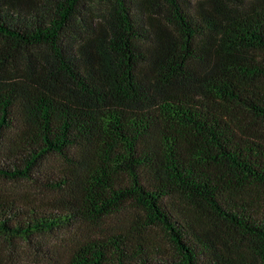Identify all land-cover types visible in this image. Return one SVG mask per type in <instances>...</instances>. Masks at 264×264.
I'll return each instance as SVG.
<instances>
[{"label":"trees","instance_id":"16d2710c","mask_svg":"<svg viewBox=\"0 0 264 264\" xmlns=\"http://www.w3.org/2000/svg\"><path fill=\"white\" fill-rule=\"evenodd\" d=\"M0 179L65 264H264V0H0Z\"/></svg>","mask_w":264,"mask_h":264},{"label":"rangeland","instance_id":"374dc122","mask_svg":"<svg viewBox=\"0 0 264 264\" xmlns=\"http://www.w3.org/2000/svg\"><path fill=\"white\" fill-rule=\"evenodd\" d=\"M199 2L201 0H191ZM247 0H228V2L243 6ZM41 192L31 184L19 181L10 182L0 179V196L16 198L20 201H34L41 197ZM123 219L115 218L113 221ZM83 238L81 230L77 234L62 231L55 234H48L40 240V246L33 247L27 243L10 242L0 237V257L5 264H65L71 248L76 241Z\"/></svg>","mask_w":264,"mask_h":264}]
</instances>
